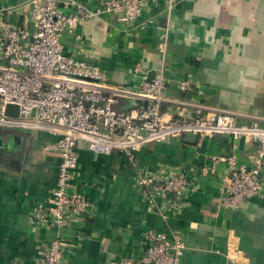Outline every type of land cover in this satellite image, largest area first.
Segmentation results:
<instances>
[{
    "label": "crops",
    "instance_id": "obj_1",
    "mask_svg": "<svg viewBox=\"0 0 264 264\" xmlns=\"http://www.w3.org/2000/svg\"><path fill=\"white\" fill-rule=\"evenodd\" d=\"M29 1L0 0V30L26 25ZM73 1L97 6L96 0ZM60 9L74 10L65 4ZM77 34L83 38L80 58L111 84L134 89L162 70L167 118L201 108L264 124V0H175L170 9L167 0H146L131 30L104 14L80 25ZM72 40L71 35L62 39L67 47ZM137 64L140 72L134 73ZM185 79L194 85L182 93L177 82ZM129 105L124 100L120 108ZM57 140L46 132L0 128V264H34L41 248L60 235L69 242L66 264H138L148 230L185 243L179 264H264V195L246 199L236 210L220 208L226 163H215L214 174L200 173L220 157L235 155L247 164L255 145L224 135L197 138L194 144L170 138L143 146L130 163L118 153H92L80 141L74 188L87 197L92 216L57 231L30 220L34 205L55 185L60 159L44 148ZM165 166L184 171L194 190L187 207L163 223L134 178Z\"/></svg>",
    "mask_w": 264,
    "mask_h": 264
},
{
    "label": "built area",
    "instance_id": "obj_2",
    "mask_svg": "<svg viewBox=\"0 0 264 264\" xmlns=\"http://www.w3.org/2000/svg\"><path fill=\"white\" fill-rule=\"evenodd\" d=\"M96 1V8L89 9L73 0H30L27 24L0 30V128L58 137L44 148L55 151L60 159L55 185L32 208L31 223L62 231L70 225L80 226L92 216L87 197L74 188L80 176L76 152L80 141L92 153H118L133 163L135 153L149 143L182 140L186 134L230 136L256 148L247 154V164L231 155L215 158L213 166L201 168L202 175H211L215 163H226L228 179L219 188L218 206L236 210L246 199L263 196L264 124L243 123L233 113L201 108L187 118L184 113L167 118V79L162 70L130 89L109 83L103 72L80 58L84 51L83 38L77 34L80 25L112 14L131 30L138 26L146 0ZM174 2L167 0L168 9ZM60 4L71 5L73 12L64 13ZM66 35L73 37L69 47L62 41ZM138 72L139 64L134 66V73ZM193 85L189 79L177 82L182 93ZM124 100L130 105L120 108ZM7 105L17 106L18 116H6ZM134 186L163 223L187 207V197L194 190L185 172L171 166L137 173ZM185 250V243L168 232L148 230L138 264H179ZM68 251L69 242L60 235L41 248L34 264H66Z\"/></svg>",
    "mask_w": 264,
    "mask_h": 264
},
{
    "label": "water",
    "instance_id": "obj_3",
    "mask_svg": "<svg viewBox=\"0 0 264 264\" xmlns=\"http://www.w3.org/2000/svg\"><path fill=\"white\" fill-rule=\"evenodd\" d=\"M152 78H153V73L148 77L147 80L150 81V80H152ZM5 115L6 116H13V117L18 116V107L14 106V105H7L5 107ZM189 115L193 116V114L185 113L184 117L187 118ZM183 140L187 143L194 144L197 141V136L193 135V134H186L184 136Z\"/></svg>",
    "mask_w": 264,
    "mask_h": 264
}]
</instances>
